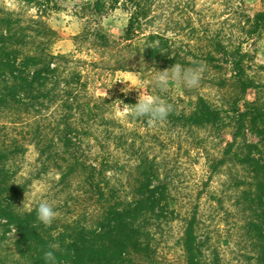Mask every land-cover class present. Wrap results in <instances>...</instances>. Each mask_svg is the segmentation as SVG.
<instances>
[{
  "label": "trees",
  "instance_id": "obj_1",
  "mask_svg": "<svg viewBox=\"0 0 264 264\" xmlns=\"http://www.w3.org/2000/svg\"><path fill=\"white\" fill-rule=\"evenodd\" d=\"M19 1L36 13L25 17L0 6V243L13 236L12 252L0 246V264H46L44 253L50 250L57 264H152L175 220L181 223L179 264H222L218 256L207 258L196 232V212L187 217L172 206L168 158L154 152L163 145L153 135L155 124L128 116L122 122L113 115L118 101L131 107L137 100L124 94L94 95L82 79L83 65L91 62L52 49L59 34L46 17L64 10L84 20L73 37L76 44L90 40L96 47L113 48L117 41L103 31L101 20L124 2L129 17L120 50L127 53L114 60L117 69H128L138 54L163 69L197 65L165 32H146L155 18V0ZM242 17L237 44L227 47L210 38L201 51L210 64L231 65L238 94L228 108L199 96L189 109L178 110L177 101L170 100L174 111L158 123L168 129H209L216 135L229 130L231 140L218 164L249 172V180L238 185L250 210L246 229L256 247L255 263L264 264V107L245 99L251 86L241 49L264 27V8ZM139 38L144 40L141 50L134 46ZM202 144L197 138L194 147ZM30 145L38 154L37 175L51 170L58 175L57 185H75L83 194L49 226L37 221V204L30 212L22 207L28 179L19 175V162Z\"/></svg>",
  "mask_w": 264,
  "mask_h": 264
},
{
  "label": "rangeland",
  "instance_id": "obj_2",
  "mask_svg": "<svg viewBox=\"0 0 264 264\" xmlns=\"http://www.w3.org/2000/svg\"><path fill=\"white\" fill-rule=\"evenodd\" d=\"M0 6L25 17L36 13L34 8L30 9L19 0H0ZM262 8L264 0H155V18L152 26L146 27V32L156 29L165 32L182 46L183 52L188 54V60L206 66V72L197 87L186 88L170 83L164 92L152 83L155 72L163 68L152 66L141 55H135L136 62L131 63L126 70L116 67L118 63L114 60H119L127 53L120 50L123 44L120 39L129 17L124 2L108 11L101 20L103 31L117 41L113 48L96 47L90 40L76 44L73 37L81 32L84 20L69 10L50 13L46 20L59 34V39L52 46L55 52L72 53L76 58L91 62L84 64L81 72L82 79L88 81L94 95L117 97L118 94H124L136 100L144 94L157 95L168 102L177 101L178 110L189 109L197 97L203 96L214 106L228 108L230 99L238 94L231 80V65L224 61L210 64L203 58L201 51L207 49L210 38L222 41L227 47L237 44L235 36L239 18H243L246 12L252 14ZM134 42V46L141 50L144 40L139 38ZM241 49L251 86L245 99L264 107V27L243 41ZM189 52L196 53L198 58H193ZM129 76L135 77L137 83L133 85L127 81H117ZM179 96L182 100H177ZM118 102L112 108L113 115L126 122L128 117L123 113L130 107ZM168 127L164 123H156L153 135L163 144L154 152L168 158L172 206L187 217L196 212V232L209 260L218 256L222 264H256V247L246 229L250 210L241 199L242 186L238 185L242 180H249L246 178L249 172L239 165L218 164L223 158L226 142L231 140L229 130L216 135L210 133L209 129L190 131ZM197 138L203 141L200 148L194 147L197 146ZM19 164V175L28 179V191L22 200L23 208L46 201L59 209L55 210L59 214L65 205L72 208L74 200L79 198L82 201L81 189L75 185L63 189L57 185L58 175L53 171L37 175L40 165L32 145L28 146ZM167 230V239L160 243L152 264H179L183 260L177 245L181 223L175 220ZM12 242L10 233L0 243L5 253L13 251Z\"/></svg>",
  "mask_w": 264,
  "mask_h": 264
},
{
  "label": "clouds",
  "instance_id": "obj_3",
  "mask_svg": "<svg viewBox=\"0 0 264 264\" xmlns=\"http://www.w3.org/2000/svg\"><path fill=\"white\" fill-rule=\"evenodd\" d=\"M205 72L206 66L203 64H197L195 67H182L180 64H172L168 68L156 71L152 77V83L161 92L167 91L170 83L194 88L199 85ZM117 81H127L133 85L137 83L136 78L132 76ZM173 111L174 105L167 100L157 95L144 94L138 96L136 103L132 104L130 108H126L123 114L133 119L146 118L147 123L156 124L164 121ZM26 210L30 212L32 208L28 207ZM35 212L37 221L44 226H49L56 217L54 207L46 201L38 202ZM44 259L46 264H57L54 252L51 250L44 253Z\"/></svg>",
  "mask_w": 264,
  "mask_h": 264
}]
</instances>
